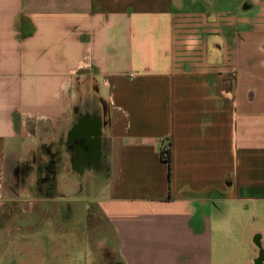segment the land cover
<instances>
[{"label": "crops", "instance_id": "1", "mask_svg": "<svg viewBox=\"0 0 264 264\" xmlns=\"http://www.w3.org/2000/svg\"><path fill=\"white\" fill-rule=\"evenodd\" d=\"M78 127L96 134L83 151ZM56 139L62 163L93 166L79 174L103 218L95 264H256L264 0H0V262L24 246L76 259L78 219L60 207L64 233L35 236L19 176Z\"/></svg>", "mask_w": 264, "mask_h": 264}, {"label": "rangeland", "instance_id": "2", "mask_svg": "<svg viewBox=\"0 0 264 264\" xmlns=\"http://www.w3.org/2000/svg\"><path fill=\"white\" fill-rule=\"evenodd\" d=\"M38 142L30 153L28 163L23 164V174L22 172L19 174L21 178L23 175V182L33 180L31 190L35 192L33 208L35 227L32 230H35L34 234L39 238L43 235L44 237L54 236L65 232L69 236L68 241H73L68 245L67 256L69 260L76 258L74 261H68V264H95L96 254L89 239L102 231L103 218L92 202L94 195L84 190L82 175L79 174L83 172V168L81 166L76 171L70 163L67 165L62 163L63 149L59 148L61 143L57 139L47 143H43L42 140ZM53 158H58V161L54 162ZM21 166L19 165L18 168ZM60 207H66L68 215L78 219L74 226L65 227L64 232L61 231L63 228L59 221ZM19 210L20 213L24 212L23 207H19ZM44 221L46 224L43 226ZM20 223L23 221L20 220ZM104 231L107 233V229ZM27 233L29 232L26 230L24 232L20 230L21 235L26 236ZM30 234L32 235V232ZM74 235L72 239L71 236ZM45 262L42 255L28 257L24 246L18 258L13 257V262L7 260L0 264H43ZM52 264H56V261H52Z\"/></svg>", "mask_w": 264, "mask_h": 264}, {"label": "flooded vegetation", "instance_id": "3", "mask_svg": "<svg viewBox=\"0 0 264 264\" xmlns=\"http://www.w3.org/2000/svg\"><path fill=\"white\" fill-rule=\"evenodd\" d=\"M79 128V127H78ZM81 129L79 128V129H75L74 130V135H73V138L71 139V144H73V142L75 143V144H79V145H86V146H84L85 148H81V150L83 151V150H85V149H88L87 148V145L89 144L88 143V140H87V135H88V133H89V131L88 130H86V132H84V133H82L81 131H80ZM72 147H73V145H72ZM74 149V148H73ZM72 159H73V166H72V168L74 169V170H78L79 169V167L81 168V166H88V167H91L92 166V164L90 163H88V164H85V165H82V164H79V163H77V160L74 158V156L72 157ZM53 160H54V162H56V161H58V158H53ZM21 167H22V169H21ZM20 167V171H19V173H21L22 171H23V169H24V167H23V165ZM93 167V166H92ZM49 168H51V167H49ZM22 174H23V172H22Z\"/></svg>", "mask_w": 264, "mask_h": 264}, {"label": "water", "instance_id": "4", "mask_svg": "<svg viewBox=\"0 0 264 264\" xmlns=\"http://www.w3.org/2000/svg\"><path fill=\"white\" fill-rule=\"evenodd\" d=\"M76 129V128H75ZM84 129H82V130H80L82 133H84V132H86V130H88V129H86L85 131H83ZM89 131V133H88V135H87V140H88V143H91V138H92V136H94V137H96V134H92L91 132H90V130H88ZM83 145V144H82ZM83 146H85V145H83ZM257 245H259L260 246V244L258 243V241H257ZM263 262H264V251H260V255H259V259L256 261V264H263Z\"/></svg>", "mask_w": 264, "mask_h": 264}, {"label": "trees", "instance_id": "5", "mask_svg": "<svg viewBox=\"0 0 264 264\" xmlns=\"http://www.w3.org/2000/svg\"><path fill=\"white\" fill-rule=\"evenodd\" d=\"M162 155L166 161L170 162V152L169 151L162 153Z\"/></svg>", "mask_w": 264, "mask_h": 264}]
</instances>
